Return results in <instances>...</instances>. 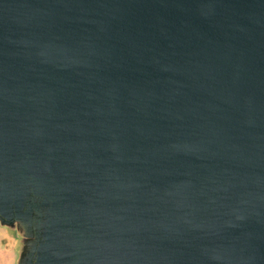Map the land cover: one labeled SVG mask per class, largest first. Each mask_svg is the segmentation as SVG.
<instances>
[{
	"label": "water",
	"instance_id": "95a60500",
	"mask_svg": "<svg viewBox=\"0 0 264 264\" xmlns=\"http://www.w3.org/2000/svg\"><path fill=\"white\" fill-rule=\"evenodd\" d=\"M0 224L18 264H264V0H0Z\"/></svg>",
	"mask_w": 264,
	"mask_h": 264
},
{
	"label": "rangeland",
	"instance_id": "374dc122",
	"mask_svg": "<svg viewBox=\"0 0 264 264\" xmlns=\"http://www.w3.org/2000/svg\"><path fill=\"white\" fill-rule=\"evenodd\" d=\"M25 237L16 225L0 224V264H18Z\"/></svg>",
	"mask_w": 264,
	"mask_h": 264
}]
</instances>
